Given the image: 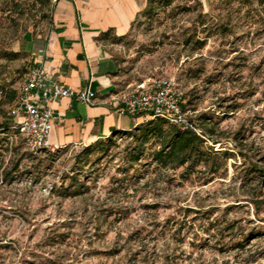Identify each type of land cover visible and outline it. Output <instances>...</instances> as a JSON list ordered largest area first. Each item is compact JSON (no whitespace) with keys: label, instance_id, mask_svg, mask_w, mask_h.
Here are the masks:
<instances>
[{"label":"rangeland","instance_id":"rangeland-1","mask_svg":"<svg viewBox=\"0 0 264 264\" xmlns=\"http://www.w3.org/2000/svg\"><path fill=\"white\" fill-rule=\"evenodd\" d=\"M54 8L0 0V264H264V0H152L103 37L118 91L176 82L195 168L160 166L151 129L170 125L128 115L129 132L30 153L10 111Z\"/></svg>","mask_w":264,"mask_h":264},{"label":"crops","instance_id":"crops-1","mask_svg":"<svg viewBox=\"0 0 264 264\" xmlns=\"http://www.w3.org/2000/svg\"><path fill=\"white\" fill-rule=\"evenodd\" d=\"M148 0H58L49 30L30 35L26 48L33 63L75 89H88L93 103L64 98L54 105L58 118L53 145H90L113 132L125 131V117L107 101L117 89L118 64L105 48L108 33L123 36ZM135 127V125H134Z\"/></svg>","mask_w":264,"mask_h":264},{"label":"built area","instance_id":"built-area-1","mask_svg":"<svg viewBox=\"0 0 264 264\" xmlns=\"http://www.w3.org/2000/svg\"><path fill=\"white\" fill-rule=\"evenodd\" d=\"M57 1L53 0L54 3ZM69 97L87 104L93 103V95L88 89H75L63 84L58 75L47 74L44 64L33 63L28 68L27 78L19 88L10 115L12 128L23 133L30 153L37 154L53 148L50 137L58 118L54 105ZM183 102V94L176 82L173 79H160L115 92L107 104L120 116H130L135 126L141 119L159 117L182 130L201 135L197 126L187 117Z\"/></svg>","mask_w":264,"mask_h":264},{"label":"trees","instance_id":"trees-1","mask_svg":"<svg viewBox=\"0 0 264 264\" xmlns=\"http://www.w3.org/2000/svg\"><path fill=\"white\" fill-rule=\"evenodd\" d=\"M148 6L149 8L152 6V0H148ZM53 18L54 11L51 24L53 23ZM159 119L164 120L157 117L150 119L148 123ZM166 122L170 125L168 129H164L159 123L151 129V132L160 140L159 148L155 150L152 155L155 162L162 167H180L189 164L188 166H190V168H195L198 164L203 162L206 157V152L204 149L205 141L202 136L194 131L182 130L178 126L173 125L168 121ZM129 131L130 130L125 132ZM91 145L92 144L89 146ZM139 155H141V153L130 155L131 164L138 161Z\"/></svg>","mask_w":264,"mask_h":264}]
</instances>
